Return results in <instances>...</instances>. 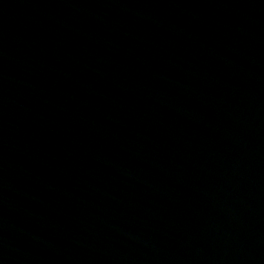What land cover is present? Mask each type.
Masks as SVG:
<instances>
[{
    "label": "water",
    "instance_id": "95a60500",
    "mask_svg": "<svg viewBox=\"0 0 264 264\" xmlns=\"http://www.w3.org/2000/svg\"><path fill=\"white\" fill-rule=\"evenodd\" d=\"M0 264H264V0H0Z\"/></svg>",
    "mask_w": 264,
    "mask_h": 264
}]
</instances>
